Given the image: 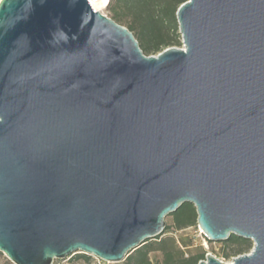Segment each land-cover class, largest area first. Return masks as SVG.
Segmentation results:
<instances>
[{
    "label": "water",
    "instance_id": "water-1",
    "mask_svg": "<svg viewBox=\"0 0 264 264\" xmlns=\"http://www.w3.org/2000/svg\"><path fill=\"white\" fill-rule=\"evenodd\" d=\"M145 55L88 0H0V252L118 263L192 204L264 264V0H186Z\"/></svg>",
    "mask_w": 264,
    "mask_h": 264
},
{
    "label": "trees",
    "instance_id": "trees-1",
    "mask_svg": "<svg viewBox=\"0 0 264 264\" xmlns=\"http://www.w3.org/2000/svg\"><path fill=\"white\" fill-rule=\"evenodd\" d=\"M186 0H114L110 7V18L130 30L145 55L156 54L170 46L181 44L176 19L177 8ZM163 232L153 240L135 249L118 264H198L205 259L201 246L193 250L182 249L188 244L183 238L165 234L169 230L179 231L197 224V214L192 204H182L169 213ZM208 240V239H206ZM225 245H234L233 253L239 254L252 248V241L230 233ZM0 254H2L0 252ZM228 256V255H227ZM3 264H10L3 257ZM91 255L76 253L75 260L92 264Z\"/></svg>",
    "mask_w": 264,
    "mask_h": 264
},
{
    "label": "rangeland",
    "instance_id": "rangeland-1",
    "mask_svg": "<svg viewBox=\"0 0 264 264\" xmlns=\"http://www.w3.org/2000/svg\"><path fill=\"white\" fill-rule=\"evenodd\" d=\"M113 5H114V0H105L104 6L100 8L99 12L109 17L111 14L110 7ZM180 40H181V36H180ZM182 46L183 45L181 42L179 46L174 45L172 47H182ZM150 55H155V54H150ZM169 220L170 218L165 217V222H169ZM165 234L174 235L175 238H183L184 242H186L188 246L182 247V249L187 248L186 250H193L196 246H201L205 252V256L207 254L212 255L216 257L218 260L222 261L223 263H231L232 259L237 255L249 253L251 250L248 249L243 251L242 253L234 254L232 251L234 245H225L223 244V241L220 242V241L206 240L207 238L203 235L197 224L194 226H189L179 231L169 230ZM75 256L76 253L72 254L71 256L65 259H54L52 264H83L81 261H76ZM3 257H5L3 253L0 254V264H3V262H5V259ZM9 262L10 264H13L10 260ZM92 264H118V263L105 262L100 259L94 258L92 260Z\"/></svg>",
    "mask_w": 264,
    "mask_h": 264
},
{
    "label": "bare ground",
    "instance_id": "bare-ground-1",
    "mask_svg": "<svg viewBox=\"0 0 264 264\" xmlns=\"http://www.w3.org/2000/svg\"><path fill=\"white\" fill-rule=\"evenodd\" d=\"M92 8L96 11H99L100 8L104 6L105 0H88Z\"/></svg>",
    "mask_w": 264,
    "mask_h": 264
},
{
    "label": "built area",
    "instance_id": "built-area-1",
    "mask_svg": "<svg viewBox=\"0 0 264 264\" xmlns=\"http://www.w3.org/2000/svg\"><path fill=\"white\" fill-rule=\"evenodd\" d=\"M183 47V46H182Z\"/></svg>",
    "mask_w": 264,
    "mask_h": 264
}]
</instances>
